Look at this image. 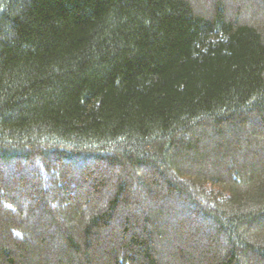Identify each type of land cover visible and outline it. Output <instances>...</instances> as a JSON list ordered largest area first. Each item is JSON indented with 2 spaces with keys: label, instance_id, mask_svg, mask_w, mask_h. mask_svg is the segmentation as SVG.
<instances>
[{
  "label": "trees",
  "instance_id": "1",
  "mask_svg": "<svg viewBox=\"0 0 264 264\" xmlns=\"http://www.w3.org/2000/svg\"><path fill=\"white\" fill-rule=\"evenodd\" d=\"M0 264H264V0H0Z\"/></svg>",
  "mask_w": 264,
  "mask_h": 264
}]
</instances>
